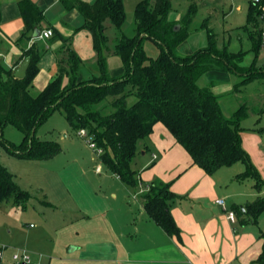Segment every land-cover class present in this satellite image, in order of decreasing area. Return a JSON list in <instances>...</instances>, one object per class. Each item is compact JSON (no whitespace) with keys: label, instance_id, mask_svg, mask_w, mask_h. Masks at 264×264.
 Segmentation results:
<instances>
[{"label":"trees","instance_id":"1","mask_svg":"<svg viewBox=\"0 0 264 264\" xmlns=\"http://www.w3.org/2000/svg\"><path fill=\"white\" fill-rule=\"evenodd\" d=\"M67 10L76 8L84 19V27L92 37L98 73L79 79L83 65L80 57L66 47V57L58 61V73L37 95L29 94L37 62L54 38H68L59 33L45 41L34 42L25 52L29 57L26 75L15 77L14 71L0 62V128L7 123L19 129L22 141L18 146L0 138V147L20 158L47 160L60 151L56 141L42 140L35 131L54 110L63 112L68 124L77 130L84 129L94 145L101 150L100 158L107 168L128 187L139 192L147 215L164 231L179 235V229L170 212V201L175 194L170 183L154 180L145 183L139 170L132 167L147 141L153 126L160 122L190 155L192 164L211 174L224 165L241 162L244 170L237 178L250 177L260 189L264 179L242 146L240 122L247 117L243 104L227 117L220 99L228 93L255 80L264 79V65L256 66V58L264 46L260 9L248 2L246 24L240 29L246 34L249 48L231 51L225 44L219 46L216 33L204 28L207 44L191 53L182 54L178 46L196 32L191 27L197 6L191 2L175 22L169 20L172 0H140L134 10L133 27L129 34L121 33L113 47L108 45L104 22L110 20L121 30L126 15L123 0H60ZM18 7L24 21L20 38L29 39L42 18V13L31 0H19ZM250 27V29H249ZM153 41L158 52L148 56L144 40ZM120 57L123 72L110 75L107 56ZM250 53L252 58L244 62ZM209 71L231 72L237 80L226 94H215L213 83L199 84ZM67 81L64 83V79ZM34 130V131H33ZM13 196L23 201L28 193L21 190L13 175L0 163V202ZM246 219L256 218L264 210V195L245 203ZM262 249L256 263L264 264V229L259 234Z\"/></svg>","mask_w":264,"mask_h":264},{"label":"crops","instance_id":"2","mask_svg":"<svg viewBox=\"0 0 264 264\" xmlns=\"http://www.w3.org/2000/svg\"><path fill=\"white\" fill-rule=\"evenodd\" d=\"M18 1L0 0V62L4 68L15 72L26 58L24 52L34 42L48 39L40 36L45 29L52 31L51 37L59 33L68 38L66 45L58 37L46 45L28 89L31 96L37 95L56 77L58 61L66 57L68 45L83 61L79 79L98 73L92 37L84 27V19L78 9L67 10L60 0H31L42 13L35 28L39 30V36H32L34 29L29 39H22L20 35L24 31V21ZM104 26L108 45L113 47L120 34L125 32L122 28L116 29L109 19L104 22ZM192 35L178 46L179 51L188 47L189 50L185 52L188 54L197 49V45L190 41ZM107 67L112 76L123 72L120 57L112 53L107 56ZM205 74L208 82L213 83L212 91L215 94L230 92L237 80L235 74L227 71H209ZM259 80L242 86L233 94L241 96L242 92L247 91L245 101L253 102L257 97L263 105L253 121L254 125L241 126L243 130L240 135L243 148L264 179V90L255 93L246 89ZM66 81L67 78L64 83ZM148 152L149 157L144 159ZM134 161L141 181L149 183L159 180L170 183V190L175 194L170 201V212L179 235L168 234L152 221L143 208L140 190L134 191L127 186L138 195L139 203L132 208L131 214L118 222L115 240L109 237L103 242L104 245L101 243V250L107 253L105 259L110 264H257L256 259L262 249L259 234L264 229V210L256 218L246 219L244 205L264 195V184L257 189L252 178H237L236 175L244 170L241 162L221 166L208 174L192 164L188 152L175 142L171 133L160 122L153 126L147 141V151L142 150ZM217 198L225 199L227 207L235 214L234 221L215 202ZM76 248L71 247L70 250ZM2 259L3 257L0 261Z\"/></svg>","mask_w":264,"mask_h":264},{"label":"rangeland","instance_id":"3","mask_svg":"<svg viewBox=\"0 0 264 264\" xmlns=\"http://www.w3.org/2000/svg\"><path fill=\"white\" fill-rule=\"evenodd\" d=\"M139 1L123 0L126 18L122 29L127 34L132 30L134 10ZM171 2L168 18L172 21L176 22L188 5L195 2L197 11L190 25L192 28H210L216 33L218 45L226 44L231 51L249 48L246 34L240 29L246 24L249 0ZM200 27L190 38L191 43L197 45L195 48L207 44L206 32ZM143 42L148 56H156L157 45L147 39ZM181 49L182 54L189 50L188 47ZM251 58L252 54L248 53L244 62L248 63ZM255 64L264 65V46ZM207 82L204 74L199 84ZM246 89L255 93L263 91L264 79ZM246 92L241 96L228 93L220 103L227 117L244 104L248 114L240 125L247 127L254 125L263 105L257 97L253 102L245 101ZM78 131L68 124L63 112L56 109L35 131L39 139L59 144L60 151L55 156L47 160L20 158L5 146L0 147V163L13 175L17 186L28 193L23 201L16 202L11 196L0 202V246H6L0 264H20L11 258L14 247L27 249L36 264H110L105 259L107 253L101 250L103 242L109 237L115 240L118 222L138 205V195L107 168L100 158L102 152L90 145L89 135L81 136ZM22 137V132L9 123L0 128V138L14 146L21 143ZM149 155L148 152L144 159ZM136 164L133 161L132 167ZM71 247L77 248L71 251Z\"/></svg>","mask_w":264,"mask_h":264},{"label":"built area","instance_id":"4","mask_svg":"<svg viewBox=\"0 0 264 264\" xmlns=\"http://www.w3.org/2000/svg\"><path fill=\"white\" fill-rule=\"evenodd\" d=\"M250 2H252L253 4H257L259 6L260 9V14L258 16V18L262 21H264V0H249ZM260 23L262 24V27L264 29V23L260 21ZM262 35L264 37V30L262 32ZM40 36L43 38H49L52 36V31L50 29H45L40 33ZM79 134L81 136H85L87 135L86 131L84 129H80ZM90 145L92 147H94V143L91 142ZM99 152H101L100 149H98ZM153 157H155V155H153ZM215 202L220 205L227 213V217L231 220L234 221L235 220V214L234 212L229 209L226 205V201L224 198H217L215 200ZM6 246H0V258L3 257V253L5 250ZM12 260L14 262L20 263V264H36L33 260L32 257L30 256V253L27 249L19 247V248H13V253L11 256Z\"/></svg>","mask_w":264,"mask_h":264},{"label":"water","instance_id":"5","mask_svg":"<svg viewBox=\"0 0 264 264\" xmlns=\"http://www.w3.org/2000/svg\"><path fill=\"white\" fill-rule=\"evenodd\" d=\"M32 36L38 37L39 36V30L35 29ZM28 64H29V57H26L24 59V61L20 64V66L16 69V71L14 72L15 77H18V78L24 77L26 75V69L28 67Z\"/></svg>","mask_w":264,"mask_h":264}]
</instances>
